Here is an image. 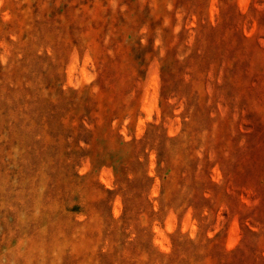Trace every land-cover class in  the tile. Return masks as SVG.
<instances>
[{"label":"rangeland","instance_id":"rangeland-1","mask_svg":"<svg viewBox=\"0 0 264 264\" xmlns=\"http://www.w3.org/2000/svg\"><path fill=\"white\" fill-rule=\"evenodd\" d=\"M0 264H264V0H0Z\"/></svg>","mask_w":264,"mask_h":264},{"label":"trees","instance_id":"trees-1","mask_svg":"<svg viewBox=\"0 0 264 264\" xmlns=\"http://www.w3.org/2000/svg\"><path fill=\"white\" fill-rule=\"evenodd\" d=\"M192 243H193V241H191V240H185V241L182 242V245H184V246H188V245L191 246Z\"/></svg>","mask_w":264,"mask_h":264}]
</instances>
